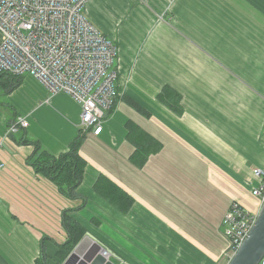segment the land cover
<instances>
[{"label": "crops", "instance_id": "crops-1", "mask_svg": "<svg viewBox=\"0 0 264 264\" xmlns=\"http://www.w3.org/2000/svg\"><path fill=\"white\" fill-rule=\"evenodd\" d=\"M83 13L116 47L119 99L102 133L82 142L80 198L70 199L26 164L33 147L19 141L25 132L54 156L66 152L79 106L30 76L9 93L28 125L7 135L15 112L0 107V264H63L64 211L114 264H227L226 212L260 206L264 0H90ZM164 86L180 94L181 116L158 102ZM127 122L161 144L142 168L130 162ZM99 174L132 198L128 211L93 191Z\"/></svg>", "mask_w": 264, "mask_h": 264}, {"label": "built area", "instance_id": "built-area-1", "mask_svg": "<svg viewBox=\"0 0 264 264\" xmlns=\"http://www.w3.org/2000/svg\"><path fill=\"white\" fill-rule=\"evenodd\" d=\"M89 1L0 0V76H30L50 94L69 96L80 106V131L98 136L118 98L117 50L86 19L83 11ZM27 125L25 118H17L6 134ZM253 175L257 185L252 195L261 203L264 167L254 169ZM255 219L256 213L240 204L230 205L223 219L230 258Z\"/></svg>", "mask_w": 264, "mask_h": 264}, {"label": "trees", "instance_id": "trees-1", "mask_svg": "<svg viewBox=\"0 0 264 264\" xmlns=\"http://www.w3.org/2000/svg\"><path fill=\"white\" fill-rule=\"evenodd\" d=\"M21 82L22 77L0 76V107L3 110L15 112L14 121L17 119V113L8 103L7 97L9 93L20 86ZM118 99H116V102ZM122 100L139 114L147 118L150 117V114L132 99L123 97ZM157 100L177 116L182 115L181 96L171 87L164 86L158 94ZM115 104L109 114L114 110ZM126 129V139L134 148L130 162L137 168H142L151 155L161 150V144L132 122H127ZM23 133V138L19 141V144L33 147V152L26 159V164L33 169L35 174L52 182L67 198H80L76 190L82 182L86 162L80 156L79 151L86 135L79 131L76 138L69 144L66 152L54 156L44 149L37 140L29 137L27 133ZM92 188L98 196L121 212L128 211L133 203L132 198L102 174L98 175ZM62 226L67 234V242L58 247V257L61 262L70 255L87 234L86 229L82 225L68 216V211H64L62 214ZM44 260L45 256H43V260L37 261L36 264H46Z\"/></svg>", "mask_w": 264, "mask_h": 264}, {"label": "water", "instance_id": "water-1", "mask_svg": "<svg viewBox=\"0 0 264 264\" xmlns=\"http://www.w3.org/2000/svg\"><path fill=\"white\" fill-rule=\"evenodd\" d=\"M105 252L98 243L85 236L63 264H114L104 255ZM263 256L264 199L260 203L252 228L227 264H259Z\"/></svg>", "mask_w": 264, "mask_h": 264}, {"label": "rangeland", "instance_id": "rangeland-1", "mask_svg": "<svg viewBox=\"0 0 264 264\" xmlns=\"http://www.w3.org/2000/svg\"><path fill=\"white\" fill-rule=\"evenodd\" d=\"M65 95V94H64ZM65 96H67V95H65ZM68 98H70L69 96H67ZM71 99V98H70ZM72 100V99H71ZM73 101V100H72ZM74 102V101H73ZM74 103H76V102H74ZM77 104V103H76ZM78 105V104H77ZM79 106V105H78ZM79 108H80V106H79ZM6 110V109H5ZM4 110V111H5ZM79 123H80V121H79ZM257 185V184H256ZM249 211H251V210H249ZM252 212V211H251ZM254 213V212H253ZM255 213H256V211H255Z\"/></svg>", "mask_w": 264, "mask_h": 264}]
</instances>
